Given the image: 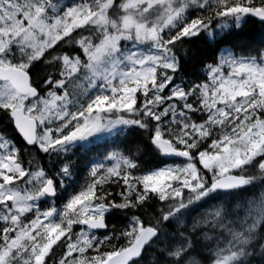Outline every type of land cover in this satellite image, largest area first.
Wrapping results in <instances>:
<instances>
[{"label": "snow or ice", "instance_id": "1", "mask_svg": "<svg viewBox=\"0 0 264 264\" xmlns=\"http://www.w3.org/2000/svg\"><path fill=\"white\" fill-rule=\"evenodd\" d=\"M252 17L0 0V264H264V44L220 45Z\"/></svg>", "mask_w": 264, "mask_h": 264}, {"label": "trees", "instance_id": "2", "mask_svg": "<svg viewBox=\"0 0 264 264\" xmlns=\"http://www.w3.org/2000/svg\"><path fill=\"white\" fill-rule=\"evenodd\" d=\"M247 22H242L239 28L233 26L231 29H226L223 39L220 41L221 46L229 45L235 42V36L238 34L244 39V41L253 46H259L264 44V24H261L254 18H246ZM103 150V143H101L93 151ZM86 157H81V164L78 167L83 166V161ZM86 172L81 171L78 177V183H84ZM103 231L97 232L96 234L100 236Z\"/></svg>", "mask_w": 264, "mask_h": 264}, {"label": "water", "instance_id": "3", "mask_svg": "<svg viewBox=\"0 0 264 264\" xmlns=\"http://www.w3.org/2000/svg\"><path fill=\"white\" fill-rule=\"evenodd\" d=\"M254 19H256L257 21H259V19L258 18H255V17H253Z\"/></svg>", "mask_w": 264, "mask_h": 264}]
</instances>
